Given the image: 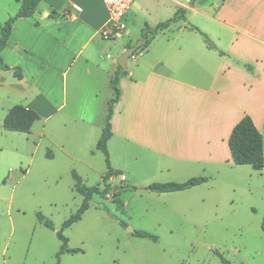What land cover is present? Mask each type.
<instances>
[{
  "label": "crops",
  "instance_id": "1",
  "mask_svg": "<svg viewBox=\"0 0 264 264\" xmlns=\"http://www.w3.org/2000/svg\"><path fill=\"white\" fill-rule=\"evenodd\" d=\"M14 2L9 20L23 0ZM173 2L176 11L186 10L185 18L150 36L120 75L108 151L112 168L122 174L131 163L136 173L154 174L158 168L184 182L233 164L228 140L246 114L264 139V0ZM53 11L64 16L53 17ZM109 17L103 0H42L33 17L14 21L2 51L6 64L23 70L22 78L13 76L8 98L18 97L45 124L68 127L75 137L60 140L63 148L83 150L76 136L86 135L84 155L97 150L119 57L135 45H127L118 58L106 55L105 39L112 38L103 30ZM166 31L171 35L158 37ZM7 72L14 75L0 69Z\"/></svg>",
  "mask_w": 264,
  "mask_h": 264
},
{
  "label": "rangeland",
  "instance_id": "2",
  "mask_svg": "<svg viewBox=\"0 0 264 264\" xmlns=\"http://www.w3.org/2000/svg\"><path fill=\"white\" fill-rule=\"evenodd\" d=\"M136 2L123 37L105 39L106 55L118 58L127 45L145 39L140 25L155 27L177 8L171 0ZM14 5V0H0V22L9 20ZM193 14L189 11L188 16ZM13 76L0 73V264H223L221 255L232 264H264V168L234 163L221 166L218 174L204 175L207 181L193 191L164 194L140 188L182 182L180 176L158 168L154 174L136 173L130 163L125 174L107 180L108 194H94L82 219L64 229L68 246L79 251L58 254L62 241L56 231L84 199L72 172L88 186L105 188L106 157L95 149L84 155L86 135L76 136L83 150L73 144L63 148L60 140L75 135L68 127L58 130L53 122L45 124L42 117L30 132L6 129V108L20 104L18 97L8 98ZM39 212L55 230L39 221ZM129 228L158 240L134 235Z\"/></svg>",
  "mask_w": 264,
  "mask_h": 264
},
{
  "label": "trees",
  "instance_id": "3",
  "mask_svg": "<svg viewBox=\"0 0 264 264\" xmlns=\"http://www.w3.org/2000/svg\"><path fill=\"white\" fill-rule=\"evenodd\" d=\"M42 0H23L22 7L18 13L10 20H8L2 27V35L0 36V69L7 71L11 70L8 64H6L2 57V51L7 44V41L11 35L13 23L15 20L21 17L30 18L33 17L37 11L38 5ZM195 1V0H194ZM186 10L184 8H178L175 14L162 22H159L155 27L145 25L142 29V34L146 43L140 46L138 49L148 45L150 39L157 35L160 31L169 28L172 24L179 22L185 18ZM53 17H63L64 15L53 11L51 13ZM198 30V28L195 27ZM206 38L207 35L201 32ZM151 36V38H150ZM137 49V50H138ZM135 53V52H134ZM133 53V54H134ZM14 75L18 78L23 77V70L21 67H14ZM126 70L119 64L118 69L112 79V87L114 89V97L109 101L108 112L105 117L104 127L102 134L97 142L96 149L102 151L106 157V163L108 165V171L103 176L102 182L106 185L105 188H101L100 185L88 186L84 183L82 177L73 171V177L75 179L76 190L84 196L83 202L78 210L67 220L64 221L62 229L57 230L56 234L62 241L61 248L58 254L63 252H77L78 248H70L68 246V238L64 234V229L70 227L74 223L80 221L84 213L90 207V201L94 194L106 195L108 194L107 180L120 172L114 170L111 166L110 156L108 151V140L112 136V117L114 114V104L121 96V89L118 86L119 78ZM40 118V115L33 109L27 108L22 104H16L10 108L9 112L4 118V127L8 130L19 132H30L33 124ZM229 148L231 151L232 162L236 165H250L255 170H262L264 168V139L261 131L257 128L252 117L246 114L233 128L229 140ZM207 181L206 177H192L184 182H156L148 186L147 189L155 193H170L176 191H182L194 186L200 185ZM117 194V193H115ZM39 221L46 227L55 230L54 223L48 219L42 213L37 214ZM121 224L127 226L125 221H121ZM262 230L264 232V218L262 222ZM134 235L157 241V236L142 230H135ZM221 255V254H220ZM59 256V255H58ZM223 264H232L229 260L221 255Z\"/></svg>",
  "mask_w": 264,
  "mask_h": 264
},
{
  "label": "built area",
  "instance_id": "4",
  "mask_svg": "<svg viewBox=\"0 0 264 264\" xmlns=\"http://www.w3.org/2000/svg\"><path fill=\"white\" fill-rule=\"evenodd\" d=\"M109 11V24L103 34L109 38L123 37L126 31V17L129 9L137 0H103ZM184 6L187 0H173Z\"/></svg>",
  "mask_w": 264,
  "mask_h": 264
},
{
  "label": "water",
  "instance_id": "5",
  "mask_svg": "<svg viewBox=\"0 0 264 264\" xmlns=\"http://www.w3.org/2000/svg\"><path fill=\"white\" fill-rule=\"evenodd\" d=\"M146 43V39H143V40H141V41H139V42H137L135 45H133V46H130L120 57H119V63L125 68L126 66H127V61H128V59H129V57L130 56H132L133 55V53L140 47V46H142V45H144ZM208 45H210V46H215V44H214V42H212V41H209L208 42ZM12 71H15V69L13 68V69H11ZM118 189H120V187L119 188H116L114 191H117ZM129 231L130 232H134L135 231V229L134 228H129Z\"/></svg>",
  "mask_w": 264,
  "mask_h": 264
}]
</instances>
